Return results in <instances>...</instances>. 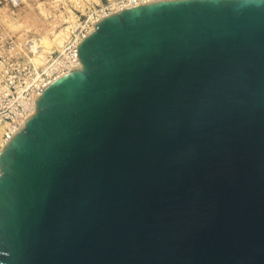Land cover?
Instances as JSON below:
<instances>
[{
  "label": "water",
  "instance_id": "95a60500",
  "mask_svg": "<svg viewBox=\"0 0 264 264\" xmlns=\"http://www.w3.org/2000/svg\"><path fill=\"white\" fill-rule=\"evenodd\" d=\"M0 150V264H264V0L100 17Z\"/></svg>",
  "mask_w": 264,
  "mask_h": 264
},
{
  "label": "rangeland",
  "instance_id": "374dc122",
  "mask_svg": "<svg viewBox=\"0 0 264 264\" xmlns=\"http://www.w3.org/2000/svg\"><path fill=\"white\" fill-rule=\"evenodd\" d=\"M112 2L0 0V147L12 129L9 117L46 81L58 58L86 33L96 16L112 10Z\"/></svg>",
  "mask_w": 264,
  "mask_h": 264
},
{
  "label": "built area",
  "instance_id": "2783aa9c",
  "mask_svg": "<svg viewBox=\"0 0 264 264\" xmlns=\"http://www.w3.org/2000/svg\"><path fill=\"white\" fill-rule=\"evenodd\" d=\"M150 1H156V0H113V2L111 3V5L112 4H114V5H116V6H118L119 5V9L118 10H120V9H122V8H125V7H128V6H132V5H137V4H141V3H146V2H150ZM110 5V6H111ZM107 8H109V7H107ZM76 41V40H75ZM75 41H74V43L68 48V51L66 52V54L64 55H62L60 58H58V62H57V64L56 65H58V66H56L52 71H50V74H49V76L47 77V78H45L44 80H47V79H49L53 74H55L56 72H58L59 70H62V69H65L68 65H70V64H72V63H74V59H75V57L72 55V50L74 49V47H75ZM76 63L78 62V61H75ZM78 64V63H77ZM67 71H69V69L67 70ZM66 71V72H67ZM63 74V73H62ZM43 82V81H42ZM42 82H40L39 84H38V86H37V88L35 89V91H33V93H35V92H37V96L41 93V91H42V89H43V87L45 86V85H43V87L42 88H40L39 86L41 85V83ZM40 88V89H39ZM33 93H32V95H33ZM32 95H30V98H29V100L27 101V102H25L24 103V105L20 108V110H18V111H16L12 116L13 117H9V121H10V123H8V124H12V126H18V125H20V124H22V122L25 120V118H24V116L23 115H26V116H28L29 115V113L27 114V111H26V105H28L29 104V102H30V100L32 99ZM37 96H36V98H37ZM25 116V117H26ZM24 118V119H23Z\"/></svg>",
  "mask_w": 264,
  "mask_h": 264
},
{
  "label": "bare ground",
  "instance_id": "6f19581e",
  "mask_svg": "<svg viewBox=\"0 0 264 264\" xmlns=\"http://www.w3.org/2000/svg\"><path fill=\"white\" fill-rule=\"evenodd\" d=\"M117 5V4H116ZM116 5H114L113 4V6H112V10H110V11H108L107 13H105V15L106 14H109L110 12H114V11H117L120 7H119V5L118 6H116ZM102 14H104V13H102ZM102 14L101 15H97L96 16V18L94 19L95 21H97L99 18V16H102ZM104 16V15H103ZM94 21V22H95ZM94 22H92L91 23V27H89L88 29H87V31H86V33H88L90 30H92L93 29V23ZM86 33L84 34H82L81 36L82 37H80V39L75 43V47H74V49L72 50V55L75 57V59H74V63H72V64H70V65H68L65 69H62L58 74H56V75H54V76H52V77H50L49 79H47L44 83H42V85L40 86V88H42L43 87V85H47L49 82H51L53 79H55L56 77H58L59 75H61L62 73H65L68 69L70 70L71 68H73L74 66H76L77 65V63L75 62V61H78V56H77V45H78V43H79V41L86 35ZM39 88V89H40ZM36 96H37V92H36V94H35V97H34V99H33V101H32V103L29 105V110H28V113L29 114H31L34 110H35V107H36V103H35V101H36ZM27 113V114H28ZM26 116V115H25ZM24 116V118L26 119L28 116H26L25 117ZM23 118V119H24ZM24 122V121H23ZM12 125V124H11ZM8 127H9V125H8ZM18 127H19V125L16 127V126H12L11 128V131L10 132H8L7 134H6V140L4 139L3 140V142H2V144H1V147H0V150H1V148L4 146V144L6 143V141L8 140V138L9 137H11V135L18 129Z\"/></svg>",
  "mask_w": 264,
  "mask_h": 264
}]
</instances>
